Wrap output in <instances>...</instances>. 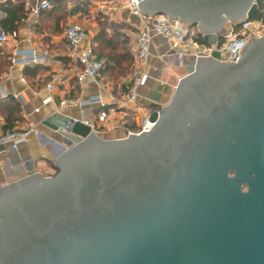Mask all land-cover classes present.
<instances>
[{
  "label": "water",
  "instance_id": "95a60500",
  "mask_svg": "<svg viewBox=\"0 0 264 264\" xmlns=\"http://www.w3.org/2000/svg\"><path fill=\"white\" fill-rule=\"evenodd\" d=\"M138 1L210 44L264 4ZM240 55L198 56L150 131H62L56 176L0 186V264H264V36Z\"/></svg>",
  "mask_w": 264,
  "mask_h": 264
},
{
  "label": "crops",
  "instance_id": "0c3cea01",
  "mask_svg": "<svg viewBox=\"0 0 264 264\" xmlns=\"http://www.w3.org/2000/svg\"><path fill=\"white\" fill-rule=\"evenodd\" d=\"M6 1L0 0V32H7L3 26L7 13L1 8ZM23 2L25 15L13 31L18 36L10 37L0 48V136L10 130L32 129V132L18 149L0 145V186L33 173L56 176L59 171L56 160L69 146L62 133L68 118L87 120L97 133L101 129L110 138L125 137L127 130L137 131L145 118L170 102L179 80L194 64L191 57L179 60L173 41L154 33L150 56L142 67L148 80L137 90L136 105L126 108L123 102L135 68L132 45L144 27L129 10L127 1L89 0L87 12L74 15L69 14L70 4L65 16L53 9L35 13L31 8L37 0ZM74 22L87 30L89 43L98 50L96 58L110 64L96 81L83 85L78 82L83 67L71 57V47L65 38L66 28ZM111 42L118 48L112 49ZM125 48L133 56L126 73L127 62L123 57L112 62L102 55L113 51L121 56ZM33 50L39 56L37 62H13L14 58L21 60L24 56H16V51ZM16 95L19 97L15 98ZM98 96L108 110H115L105 126L97 123L102 106L92 103Z\"/></svg>",
  "mask_w": 264,
  "mask_h": 264
},
{
  "label": "built area",
  "instance_id": "2783aa9c",
  "mask_svg": "<svg viewBox=\"0 0 264 264\" xmlns=\"http://www.w3.org/2000/svg\"><path fill=\"white\" fill-rule=\"evenodd\" d=\"M126 1L131 13L139 17L144 24L143 30L138 34L135 43L132 45V51L135 56V68L132 72V83L123 102L126 108L136 105L137 90L139 87L145 85L148 80L147 75L142 71V67L150 56L154 33L163 35L173 41L175 55L179 60L191 57L195 61L198 59V56L211 57L214 52H219L220 60L225 62L237 61L241 56L240 51L250 37L254 36L257 38L264 36V16H262L260 18H246L239 22L229 23L228 29L218 35L217 42L212 44L208 42L201 43L196 39V35L200 34L196 26H189L181 21L173 20L166 15H146L139 8L138 0ZM51 7L52 5L48 0H37V3L31 9L33 12L38 13ZM17 36V32H12L11 34L0 32V48L4 46L10 37L16 38ZM65 38L71 47V57L83 67V70L78 75L79 84L83 85L86 82L96 81L99 74L106 69L107 62L104 59L96 58L93 46L89 43V36L85 27L78 22L71 23L65 30ZM22 54L24 55L23 59L14 58L13 62L35 63L39 59L38 54L34 50L31 52H15L16 56ZM49 89L52 90L53 87L49 85ZM0 90L2 91L1 86ZM2 95L4 96L3 92ZM18 97L19 95L15 96V98ZM92 103H99L102 106V109L97 114V123L105 126L110 122L112 113L115 110L105 109V105L99 96L94 98ZM125 115L127 116V114ZM150 117L144 119L137 131L127 130L126 136L150 131L155 125V122H152ZM80 121L89 123L87 120L68 118L63 132L70 133L71 127ZM90 125L94 129V126ZM31 132L32 129L7 131L0 136V145L18 149L22 144L27 142Z\"/></svg>",
  "mask_w": 264,
  "mask_h": 264
},
{
  "label": "trees",
  "instance_id": "16d2710c",
  "mask_svg": "<svg viewBox=\"0 0 264 264\" xmlns=\"http://www.w3.org/2000/svg\"><path fill=\"white\" fill-rule=\"evenodd\" d=\"M48 1L51 3L52 7L48 10H45V12L53 9L56 12L58 11L60 13H63L64 16L66 15V12L70 4L72 6V9L69 14L71 15H74L78 12H82V13L87 12V9H88L87 7L89 5V0H71V1L70 0H48ZM1 8L7 13V18L3 22L5 31L7 32L15 31L18 26L17 23L20 22L25 15V4L23 0H7L4 4H2ZM262 16H264V4L260 7V10L255 16V18H260ZM196 39L199 41H205L201 34H197ZM113 44L114 42H111L112 49L113 47L114 49H117L118 47H115ZM92 46L94 49L95 56L97 57L98 55L97 47L94 44ZM102 55H107L110 61L112 62L115 61L114 59L123 57L127 62L126 68L124 69L125 73L130 70L131 64L133 63V56L130 54L127 48H125L124 52L121 53V56H118L116 52H113V51L108 54L102 53ZM109 65L110 64L107 63L106 68ZM105 109H107L106 106H105Z\"/></svg>",
  "mask_w": 264,
  "mask_h": 264
},
{
  "label": "rangeland",
  "instance_id": "374dc122",
  "mask_svg": "<svg viewBox=\"0 0 264 264\" xmlns=\"http://www.w3.org/2000/svg\"><path fill=\"white\" fill-rule=\"evenodd\" d=\"M71 1V0H70ZM98 131V134L102 137V138H105V139H113V138H110V137H107L106 135H104L102 132H101V129L97 130Z\"/></svg>",
  "mask_w": 264,
  "mask_h": 264
},
{
  "label": "flooded vegetation",
  "instance_id": "af4514ba",
  "mask_svg": "<svg viewBox=\"0 0 264 264\" xmlns=\"http://www.w3.org/2000/svg\"><path fill=\"white\" fill-rule=\"evenodd\" d=\"M244 191H247L248 190V188L246 187V186H243V188H242Z\"/></svg>",
  "mask_w": 264,
  "mask_h": 264
}]
</instances>
